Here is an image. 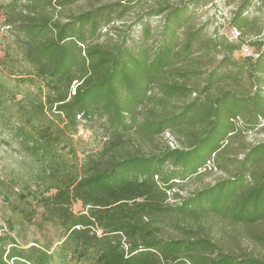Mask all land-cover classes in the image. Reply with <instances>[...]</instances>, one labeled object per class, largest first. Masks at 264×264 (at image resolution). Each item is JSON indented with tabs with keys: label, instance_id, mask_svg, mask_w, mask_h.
I'll return each instance as SVG.
<instances>
[{
	"label": "trees",
	"instance_id": "obj_1",
	"mask_svg": "<svg viewBox=\"0 0 264 264\" xmlns=\"http://www.w3.org/2000/svg\"><path fill=\"white\" fill-rule=\"evenodd\" d=\"M76 1L0 2V132L22 152L0 177V264H264V142L230 147L264 134V0L235 4L233 40L196 23L207 0ZM136 7L130 41L110 24ZM165 133L181 147L140 152ZM211 170L226 177L180 196Z\"/></svg>",
	"mask_w": 264,
	"mask_h": 264
},
{
	"label": "rangeland",
	"instance_id": "obj_2",
	"mask_svg": "<svg viewBox=\"0 0 264 264\" xmlns=\"http://www.w3.org/2000/svg\"><path fill=\"white\" fill-rule=\"evenodd\" d=\"M5 0H0V2H4ZM118 0H77L71 8L75 11H82L88 9L90 5L93 7L98 6L99 4H107L112 3ZM123 1V0H120ZM230 0H207L205 6L198 7L193 12V17L197 24L205 25V32L208 35H211L213 30L217 29L220 34L226 36L230 40L235 39L238 36L237 31L232 28L229 24L230 12L234 10L235 4L239 2V0H234V3ZM255 4V2H253ZM119 10V9H118ZM139 9L136 7L131 9L128 13L125 14L124 20L122 21H113L110 24V27L117 28L120 31H123L128 34L129 39H134L138 41L140 39V27L138 25L131 26L134 21L137 20L139 15ZM254 13L250 12L248 16H252ZM117 13H114L113 16H116ZM149 22L152 27L159 26L160 20L159 18H150ZM258 24L263 27L261 35L264 36V14H260ZM261 36V37H262ZM253 37V36H252ZM6 32L2 25V19L0 18V50L3 48V44L7 43ZM257 38L256 36L253 37ZM129 41V42H130ZM247 47V46H246ZM249 53H244L241 51L240 53L234 54V58H243L245 56H249L253 54V49L247 47ZM1 54V53H0ZM101 135L99 131L97 133H90L86 130L80 129L77 135L74 136V139H82L85 141V144L81 145L82 149L85 151L95 150L101 144ZM0 140H7L9 142V147L4 146L0 143V177L9 176L11 172L17 170V167L22 163V152H20L16 142H14L11 138H9L5 133L0 132ZM264 142V134L263 133H245V135L241 139L232 140L230 142V147L233 153L237 157H242V153L246 150V148L251 147L258 143ZM165 146H169L171 149L179 148L181 145L179 144L177 138L170 133H165L160 139L155 140L153 145H143L140 148V152L148 155L157 153L160 149ZM79 152V151H78ZM234 157V155H233ZM226 177L225 173H221L219 171L211 170L208 172H203L199 175H194L189 179L184 180L180 187L178 188V192L181 197L185 198L190 194L203 189L207 186L213 185L216 181L221 178ZM170 205H175L174 201L169 199L167 201ZM1 204V201H0ZM73 210L75 212H79L81 210V205L76 203L73 205ZM2 219H0V225L2 224ZM26 233L28 236H39V231L35 225L26 226ZM48 237L54 238V231L50 227L48 228V232L45 234ZM43 236V235H41Z\"/></svg>",
	"mask_w": 264,
	"mask_h": 264
},
{
	"label": "built area",
	"instance_id": "obj_3",
	"mask_svg": "<svg viewBox=\"0 0 264 264\" xmlns=\"http://www.w3.org/2000/svg\"><path fill=\"white\" fill-rule=\"evenodd\" d=\"M242 51H243L244 53H249V50H248V48H246V47L243 48Z\"/></svg>",
	"mask_w": 264,
	"mask_h": 264
}]
</instances>
